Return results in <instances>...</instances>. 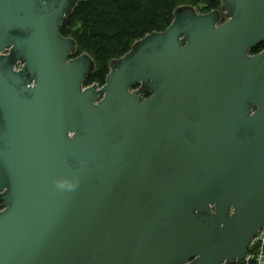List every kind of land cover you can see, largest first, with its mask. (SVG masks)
Instances as JSON below:
<instances>
[{
    "label": "water",
    "instance_id": "1",
    "mask_svg": "<svg viewBox=\"0 0 264 264\" xmlns=\"http://www.w3.org/2000/svg\"><path fill=\"white\" fill-rule=\"evenodd\" d=\"M77 1L0 0V264H241L264 226V0L179 7L102 86L60 34Z\"/></svg>",
    "mask_w": 264,
    "mask_h": 264
},
{
    "label": "trees",
    "instance_id": "2",
    "mask_svg": "<svg viewBox=\"0 0 264 264\" xmlns=\"http://www.w3.org/2000/svg\"><path fill=\"white\" fill-rule=\"evenodd\" d=\"M198 4H202L198 13L220 8L216 0H78L65 17L60 34L75 41L73 57L87 53L94 61L83 85L102 86L113 60L128 53L145 35L164 31L179 7ZM263 49L264 41L250 54Z\"/></svg>",
    "mask_w": 264,
    "mask_h": 264
},
{
    "label": "built area",
    "instance_id": "3",
    "mask_svg": "<svg viewBox=\"0 0 264 264\" xmlns=\"http://www.w3.org/2000/svg\"><path fill=\"white\" fill-rule=\"evenodd\" d=\"M264 256V227L250 237L246 252L243 256V264H261Z\"/></svg>",
    "mask_w": 264,
    "mask_h": 264
},
{
    "label": "rangeland",
    "instance_id": "4",
    "mask_svg": "<svg viewBox=\"0 0 264 264\" xmlns=\"http://www.w3.org/2000/svg\"><path fill=\"white\" fill-rule=\"evenodd\" d=\"M194 8H195V11L196 10L199 11L202 8V4L195 5ZM261 259H262L261 264H264V256Z\"/></svg>",
    "mask_w": 264,
    "mask_h": 264
},
{
    "label": "flooded vegetation",
    "instance_id": "5",
    "mask_svg": "<svg viewBox=\"0 0 264 264\" xmlns=\"http://www.w3.org/2000/svg\"><path fill=\"white\" fill-rule=\"evenodd\" d=\"M17 68V65L15 66V69ZM146 96V94L144 95V97Z\"/></svg>",
    "mask_w": 264,
    "mask_h": 264
}]
</instances>
